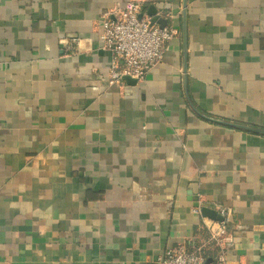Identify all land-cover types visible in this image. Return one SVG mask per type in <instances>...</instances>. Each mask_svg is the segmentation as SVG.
I'll return each instance as SVG.
<instances>
[{"label":"crops","instance_id":"0c3cea01","mask_svg":"<svg viewBox=\"0 0 264 264\" xmlns=\"http://www.w3.org/2000/svg\"><path fill=\"white\" fill-rule=\"evenodd\" d=\"M125 1L0 0V264H158L217 206L227 264H264V135L236 126L264 129V0H141L180 33L119 87L98 20Z\"/></svg>","mask_w":264,"mask_h":264},{"label":"built area","instance_id":"2783aa9c","mask_svg":"<svg viewBox=\"0 0 264 264\" xmlns=\"http://www.w3.org/2000/svg\"><path fill=\"white\" fill-rule=\"evenodd\" d=\"M98 22L101 48L110 55L104 72L105 80L108 85L119 87L125 85L124 76L135 79L136 83L144 81L148 71L162 60L167 42L180 33L177 26L166 24L160 27L151 23L141 0H126L123 6L104 12ZM211 208L223 216V220L203 217L207 243L197 246L181 243L170 247L158 257V264H205L211 250H215L216 254L208 264H227L225 250L233 242L227 224L232 220L233 213L227 207Z\"/></svg>","mask_w":264,"mask_h":264},{"label":"water","instance_id":"95a60500","mask_svg":"<svg viewBox=\"0 0 264 264\" xmlns=\"http://www.w3.org/2000/svg\"><path fill=\"white\" fill-rule=\"evenodd\" d=\"M185 6L186 3L185 1L183 2V8L181 11V16H182V36H183V46L185 48V15H186V10H185ZM147 15H149L151 17V23H157L160 27H163L166 25L167 21L166 19L160 17L159 15H157L156 13V9L153 6H149L148 10H147ZM186 72V61L184 62L183 65V73ZM185 78V76H184ZM125 82V84L127 85H135L136 84V80L129 77V76H124L122 78ZM186 81V78H185ZM238 127L247 129V130H251L253 132L259 133V134H263L264 135V129H260V128H255V127H250V126H246V125H236ZM200 214L202 215V217L214 220V221H222L223 220V216H221L216 210H214L213 208H209V207H202L200 209ZM209 260H207L205 262V264H208Z\"/></svg>","mask_w":264,"mask_h":264}]
</instances>
